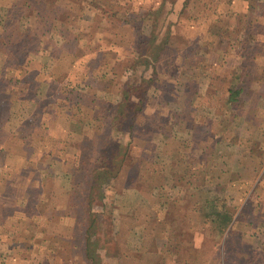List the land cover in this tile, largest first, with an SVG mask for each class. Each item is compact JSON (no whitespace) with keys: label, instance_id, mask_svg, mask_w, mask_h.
<instances>
[{"label":"rangeland","instance_id":"1","mask_svg":"<svg viewBox=\"0 0 264 264\" xmlns=\"http://www.w3.org/2000/svg\"><path fill=\"white\" fill-rule=\"evenodd\" d=\"M232 1L166 0L154 23L134 0H21L31 7L23 28L17 10L1 27L0 11L7 53L3 28L41 26L14 60L3 64L0 53V100L16 103L9 120L0 107V264H93L84 253L91 219L97 264H264V0ZM204 46L212 66L222 64L208 93L213 69L196 59ZM228 50L243 56L230 61ZM176 53L182 64L161 62ZM231 82L243 88L234 103ZM124 94L144 99L141 113L111 125ZM118 144L131 148L126 158ZM91 145L104 150L108 178L89 217V178L74 168ZM216 192L223 213L214 219ZM190 196L200 204L189 212L207 220L175 216L166 232L150 222L181 212ZM174 223L196 230L183 239L192 253Z\"/></svg>","mask_w":264,"mask_h":264},{"label":"crops","instance_id":"2","mask_svg":"<svg viewBox=\"0 0 264 264\" xmlns=\"http://www.w3.org/2000/svg\"><path fill=\"white\" fill-rule=\"evenodd\" d=\"M20 1L21 0H0V3H4L5 2V4H0V11L2 12V19L4 20V26H1V27H5V28H8V27H10L11 25H13V20L14 19H16V17H15V15H14V10H17L16 11V13L17 12H19V16H17V18H18V23L20 24V27L21 28H23L24 27V24H25V17L26 16H28L27 15V12L25 11V9H28V8H31V7H24V5H21L20 4ZM22 1H24V0H22ZM165 1V3H164V6L167 4V2H166V0H134V2H135V11H140V13L142 14V13H144V14H146V15H148L149 16V18H151L152 17V15H153V21H152V23H154V22H156V20H155V16L156 15H158L159 13H160V11L158 10L159 8H160V5H163V2ZM233 2V4H234V0L232 1ZM1 5H4V6H1ZM174 12V11H173ZM219 12H221V11H219ZM32 13H33V10H32ZM29 14V13H28ZM31 14H29V16H30ZM32 16L33 15H31L30 17L32 18ZM37 20H39L38 18H36V21ZM0 21H1V19H0ZM153 26H154V24H152ZM39 23H36V26H35V31H37V29L39 28ZM19 26L17 27V29H19L20 28ZM41 27V26H40ZM16 29V30H17ZM24 31V30H23ZM192 41H194V40H192ZM191 42V40H187L186 42H185V44H189ZM165 45V44H164ZM230 45V44H229ZM4 46V43H3V40H2V36H0V53L2 54V58H1V60L3 61V64H4V62H5V60H6V58H7V55H8V53H7V48L6 47H3ZM164 48V47H163ZM207 47L206 46H204L202 49H201V52H203L204 50H205V54H199V56H196V59L198 60V58H202V61H200V62H202L205 66H206V69H207V71L209 70V73H208V75H211L210 74V71L213 69V81L212 82H210L209 84H208V87L206 88V91H207V93L208 92H212L211 91V89L213 88V90H215V89H217V87H214L213 86V83L214 82H216V77H217V73L214 71V69L216 68V67H218L219 66V69H221V62H220V60H219V65L218 64H216L214 67L212 66V64H211V61L205 56V55H209V51L210 50H208V49H206ZM213 52H214V55L216 54V53H218V52H220V51H218L217 49H214L213 50ZM228 55H229V60L230 61H233V60H236V58H235V56L236 57H238V59L239 58H241L242 56H243V54H239L238 53V55L237 54H233V52L231 51V50H228ZM223 54L224 53H222V54H218L219 56H223ZM179 55V54H178ZM163 56V55H162ZM221 56V57H222ZM184 58L185 57H179V56H177V53L175 54V55H172V57L171 58H166V59H163V61H161V62H165V64H166V67H173V66H177V65H179V63H181V62H184ZM2 61H0V62H2ZM215 63H216V61H215ZM182 64V63H181ZM9 69H12V68H9ZM229 71V70H228ZM232 73H233V75H234V77L232 78ZM230 76H231V78L234 80V78L236 77H238V74L236 73V70H235V68H234V71L233 72H231L230 73ZM121 78H123V76L121 75L120 76ZM220 81L221 80H219V83H220ZM232 81V80H231ZM198 88H201V85H198L197 86ZM210 87V88H209ZM229 89H228V91H227V93H228V95L230 96V94H232V93H236V92H238V93H241L242 91H243V88L242 87H240V86H238L235 82H231V84H230V86L228 87ZM203 92V91H202ZM229 96H228V100L231 102V103H234L236 100H230L229 99ZM15 99V98H14ZM14 99L13 100H7V101H2V100H0V107H1V113H3V111L6 109L7 110V119H8V116H9V118H11L10 117V115H11V109L14 107V105L16 104L15 102H14ZM238 99V98H237ZM229 102V103H230ZM192 105V104H191ZM192 109H194L196 112V115H198V114H200L199 112H197V109L196 108H192ZM192 118H194L196 121V123H201V122H198V117L197 116H193ZM210 118V117H209ZM211 119V118H210ZM219 119H221L220 118V115H219ZM9 120V119H8ZM7 120V121H8ZM221 120H214L213 119V122L211 123V126H213L214 128H215V125H218L219 124V122H220ZM203 126H204V124H203ZM196 128H200L201 126H195ZM210 131H212V132H209V133H214L213 132V130H210ZM176 132H173V131H171V135H169V140L170 141H173V140H175V139H173L174 137H173V135L175 134ZM194 134H195V132H194ZM216 135H218V134H216V133H214V137L216 136ZM181 136H180V134H179V136H177V138H180ZM221 140H222V138L221 137H217V138H215V143H219V142H221ZM235 184H237V182L234 180V181H230V183H229V187H232V185H235ZM257 185V184H256ZM256 185L254 184V187H256ZM215 189H216V191L218 192V190H219V186H215ZM216 192V194H215V196H214V198H212V199H210V200H213L214 201V203L217 205V202L219 201V200H221L219 197H220V195H219V193H217ZM255 200V201H254ZM253 201H254V209L253 210H249V212L250 211H252V212H254V213H257L256 212V210H255V207H257V201H256V199H254ZM259 203V205L261 206V205H263V201L261 200L260 202H258ZM165 205H166V203H164ZM200 204V198H198V197H196V198H194L193 196H190L189 198H187V200H184V202H183V205L184 206H187L186 208H184L181 212H177V213H172V212H170L169 210H170V208H168L167 210H165L166 212L164 213V214H162V218H153V219H151V221L150 222H153L152 224H156V226H159L160 225V227L161 226H163L164 227V232H166L168 229H170V230H173V229H171V228H169V227H167L166 225H165V223H168L169 222V220L171 219V218H173V217H175V216H179V218H186L187 216L189 217V221H191V220H199L200 219V216H201V218L202 219H206L207 220V218L205 217V215H206V213H202L201 215H200V213L199 212H196L197 214H193V212L192 213H190L189 212V207L191 208V206H192V208H193V205L194 206H198ZM157 205V204H156ZM248 205L250 206L251 205V202H249L248 203ZM242 206V205H241ZM251 207H252V205H251ZM188 209V210H187ZM213 210L215 211L214 212V219H216L215 218V216L216 215H218V214H222L223 212V210H220V208L218 207V205H217V207H215V208H213ZM249 212L248 213H246V214H242V212L241 213H237L236 214V219H238V216H243V217H245V216H251L250 214H249ZM218 213V214H217ZM193 214V215H192ZM199 214V215H198ZM159 215L160 214H158V217H159ZM178 219V218H177ZM174 221H175V219H174ZM236 221V220H235ZM170 223V222H169ZM174 225H175V230H176V233H175V237L176 238H180L179 239V245H181L182 247H185V246H187V249H186V247H185V249H186V252L188 253V254H190V253H192V250H193V244H188L187 242H184V236H193V234L196 232V230L195 231H191V230H189V229H187V228H182V226H179V225H177L176 226V224L174 223ZM167 227V228H166ZM184 227V226H183ZM193 229H195V228H193ZM156 233H158V232H156ZM195 236H196V234H195ZM184 242V245L182 244V242ZM190 251H189V250ZM47 262H48V264H52V261H53V257H49L48 258V260H46Z\"/></svg>","mask_w":264,"mask_h":264},{"label":"trees","instance_id":"3","mask_svg":"<svg viewBox=\"0 0 264 264\" xmlns=\"http://www.w3.org/2000/svg\"><path fill=\"white\" fill-rule=\"evenodd\" d=\"M42 15V13H41ZM42 21H43V26L45 27H49L51 24L49 23V18H47L46 16H40ZM3 30V34L5 37V44L9 47V52H8V59L9 60H14L16 53H18L19 48L21 47V43L26 45V48L31 47V45L26 44V43H30L32 41V31H28L24 33H20V32H12V31H8L5 28L2 29ZM238 92L236 93H232L229 96L230 100H235L238 98ZM144 99L140 98L139 102H143ZM128 105H124V107L121 108L122 104H126L128 103ZM139 102L138 104L133 102V96L124 94L123 100L121 101V104H119V109L116 112L115 116H107V120L109 121V123L111 125H116V120L117 119H122L123 120H129L130 122H132L137 115H139L141 113V109L139 106ZM126 106L128 108H126ZM3 116H7V110L5 109L3 111ZM131 117V118H129ZM79 123V122H78ZM133 125V124H132ZM118 147H120V150L118 149V154L120 156H122V158H126L128 155V152L131 150V148L129 147H125L122 144H118ZM106 154L104 152V150H99L95 145H91L90 148L86 151V152H82L80 154V162L78 165H76V167L74 168V172L75 173H80L81 175H84L85 177L89 178V189H88V193H87V197H86V210H87V214L89 217L92 216V205H93V201L94 198L96 197L94 195V189L99 185V181H107L108 178V174L104 171H100V166L106 161ZM125 161V160H124ZM106 174V175H105ZM218 214V213H217ZM220 215V214H218ZM95 219H91L89 220V224L91 225H87V227L85 228V236H87V238H85V257L86 259H89V261H93V264H97L96 263V258L97 256L96 254V248L94 247V253H92V249H91V245H94V242H90L91 241V232H90V226H92L95 223ZM96 244V243H95ZM92 253V254H91Z\"/></svg>","mask_w":264,"mask_h":264}]
</instances>
